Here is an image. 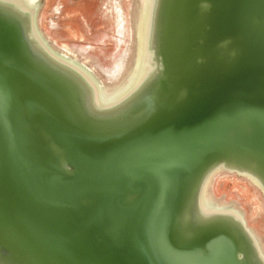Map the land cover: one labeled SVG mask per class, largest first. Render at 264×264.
I'll use <instances>...</instances> for the list:
<instances>
[{
  "label": "water",
  "instance_id": "obj_1",
  "mask_svg": "<svg viewBox=\"0 0 264 264\" xmlns=\"http://www.w3.org/2000/svg\"><path fill=\"white\" fill-rule=\"evenodd\" d=\"M47 1L0 0V264H264L247 207L208 198L221 172L264 197V0H135L133 21L123 0L115 87L63 50L87 35L55 44Z\"/></svg>",
  "mask_w": 264,
  "mask_h": 264
},
{
  "label": "rangeland",
  "instance_id": "obj_2",
  "mask_svg": "<svg viewBox=\"0 0 264 264\" xmlns=\"http://www.w3.org/2000/svg\"><path fill=\"white\" fill-rule=\"evenodd\" d=\"M80 1L81 0H59V1L53 0V1H50L49 5L46 7L45 12H44L43 25L46 26L47 30L52 35L55 34V36H56L57 34L55 33V31H57V33H58V30L60 28H54L53 24L57 22L61 25L62 22L66 23L68 21H71V23L77 25V27H78V29H76V32H75V33H77L78 37H80L79 35H83V34L87 35L86 39H84V41H83V44L85 46H93V47H95V49L97 48L98 50L100 48L104 49L105 50L104 53L98 52L99 56L103 60H107L108 58L110 59V56H112L115 53V51H117V47L119 46V43H117V41L119 40V37H118L117 27H116V25H117L116 19H115L116 15H115V17L113 16L114 10L111 9L110 1L109 0H90L91 3L88 5L89 9H86L88 11L87 15L84 11L77 8V7H80V4H79ZM65 5H66V8L69 9L68 11L70 13L65 12V10L62 9V7H65ZM106 5L109 6L108 9L105 7ZM81 8H82V6H81ZM80 16L85 21L84 25H87L86 29H85L84 25H82L83 23H80V21L82 22ZM104 17H105V19H104ZM92 19H93V22L94 21L95 22L93 23V25L92 24L90 25V23L92 22ZM113 20H115V21H113ZM117 22L119 23V19L117 20ZM71 23L68 22L67 24L69 25ZM89 25H90V27H88ZM94 26H96V29H94L95 28ZM118 29H119V27H118ZM69 30H70L69 28H66L65 31L69 32ZM87 31H89V33H86ZM91 32H92V34H91ZM104 32H106V33H104ZM89 35L91 36L90 38H88ZM112 35L114 37L116 36V38H114ZM78 37H75V38H78ZM104 37H105V39H104ZM81 38H83V37H81ZM70 39L73 40V38H70ZM70 39L68 41H70ZM100 39L102 40L101 42H100ZM59 40H60L59 42L61 44L63 40L62 39H59ZM79 41H81V39ZM100 45H102V46H100ZM236 179L232 176L229 178L221 179L218 183L223 188L220 187L221 188L220 190H224L222 192H227V195L231 194L232 192H234V194L241 192L240 194H242L244 196L243 197L244 204L249 211L250 222L252 223L253 226H257L258 231L264 235V214L259 215L260 212H262V208H261L259 201L255 199V192L252 190H251V192H249L250 189H246L248 187V186H246V183L239 180V179H237V180ZM224 188H226V190ZM241 188H243L244 190ZM243 192H245V193L248 192V194H247L248 196ZM250 200H252V201H250ZM254 200H256V201H254Z\"/></svg>",
  "mask_w": 264,
  "mask_h": 264
},
{
  "label": "bare ground",
  "instance_id": "obj_3",
  "mask_svg": "<svg viewBox=\"0 0 264 264\" xmlns=\"http://www.w3.org/2000/svg\"><path fill=\"white\" fill-rule=\"evenodd\" d=\"M50 1H53V0H48L47 1V6L49 5ZM57 1H59V0H57ZM109 1H110L112 10H114V12L117 15L116 16L117 19L115 18L116 22L119 19V23L117 22V25H116V27H119V29H118L119 40L118 41L120 42V44H122L124 42L125 43L127 42V48L122 50L121 52L119 51L120 53L117 55V57L113 56L111 58V61L108 62V64H105L102 61V59L99 57V54H98V52L104 53V51H105L104 49L100 48L98 50L97 48L95 49V48H93L91 46L84 47V46H82V44L77 45V44L73 43L74 41L72 43H63V45H62L63 47L62 48H63V50L66 53H69V54H72L74 56H78V57L84 58V60L89 62L92 66H94V68L96 70H100L102 72V74H104V80H105L106 85H108V87H115V86L125 85L129 81L128 76H129V71L132 68V63H133V59H134V51H133V48H132V45H131V42H130V39H129V30L127 28V21L128 20H127V16H126V10H125V8L123 7V4H122L123 0H109ZM84 2L85 3L80 5V7H77V6L76 7L78 9L84 11L86 13V15H87L88 11L86 9H89L88 5L90 3H86V1H84ZM135 4H136L135 0H131L130 11H131V20L132 21L134 20ZM81 6H82V8H81ZM62 9H64L65 12H69L68 11L69 9L66 8V5H65V7H62ZM113 21H115V20H113ZM68 22L71 23V21H68ZM68 22H66V23L62 22L61 25H59V23H57V22L53 24V25H55L54 28L60 27V29L58 30V35H56V37H53L48 32L49 36L54 39L55 44H57V42H58L57 39H55V38H58V39H65V38L70 39V38H73V39H75V37H78L77 33H75L76 29H78L77 25H75L73 23H71L72 25L71 24L68 25L67 24ZM83 23L85 24L84 20H83ZM56 25H58V26H56ZM66 28L70 29L69 32L65 31ZM86 28H87V26H85V29ZM55 33H57V31H55ZM104 33H106V32H104ZM114 38H116V36ZM104 39H105V37H104ZM101 41L102 40L100 39V42ZM118 41H117V43H118ZM100 46H102V45H100ZM226 177H228V178L230 177L228 172H221V174L219 175L218 179L219 178L220 179H224ZM218 179L217 180L214 179L212 181V183L209 184L210 189H211V194L208 196L209 200H213L214 198H217L219 201L226 202L228 200V198H232V199L234 198L233 202L236 203L237 206L245 207L244 201H243V197L244 196L242 194H240L241 192L240 193H236V194H234V192H232L231 194L227 195V192H222L224 190H220L223 187L221 185H219ZM246 186H248V185L246 184ZM224 189L226 190V188H224ZM241 189H243V188H241ZM246 189H250V188L247 187ZM249 192H251V189H250ZM221 193H224V194L221 197H217V194H221ZM243 193H245V192H243ZM245 194L247 195L248 192L245 193ZM236 196L238 198H236ZM255 199L259 201V203L261 205V208H262V212H260L259 215L264 214V197L261 194H258L257 192H255ZM256 200H254V201H256ZM250 201H252V200H250Z\"/></svg>",
  "mask_w": 264,
  "mask_h": 264
}]
</instances>
